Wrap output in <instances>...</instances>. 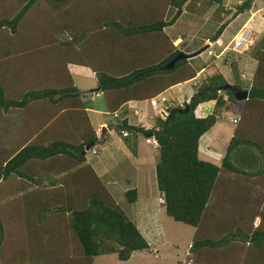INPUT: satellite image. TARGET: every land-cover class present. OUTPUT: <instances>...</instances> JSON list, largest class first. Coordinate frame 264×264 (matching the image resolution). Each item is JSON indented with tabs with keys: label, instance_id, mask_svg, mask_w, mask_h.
Masks as SVG:
<instances>
[{
	"label": "trees",
	"instance_id": "trees-1",
	"mask_svg": "<svg viewBox=\"0 0 264 264\" xmlns=\"http://www.w3.org/2000/svg\"><path fill=\"white\" fill-rule=\"evenodd\" d=\"M139 1L0 0V121L4 114L24 112L33 104L44 111L34 128L37 135L43 136L47 121L61 115L75 120L71 141L62 138L65 135L35 140L9 156L0 147V182L11 174L31 173L38 184V191L28 197L8 195L1 191L6 183L0 184V258L7 260L0 264H93L97 256L109 253L126 261L135 252L151 250L136 222L121 209L82 153L103 141L91 125L84 98L90 102L103 98L113 114L129 101L158 98L197 76L189 59L194 53L179 50L164 31L179 18L187 0H147L146 5ZM208 1L221 7L226 0ZM232 1L239 2L234 18L251 10L255 0ZM229 21L220 25L210 43ZM154 33L164 39L157 37L162 43L158 61L149 62L152 53L143 51L149 61L133 64L139 47L147 48L146 35ZM257 58L249 88L216 72L202 77L192 87L197 88L195 93L181 103L168 98L169 112L187 105L190 109L174 114L166 127L164 118L148 129L131 126L127 120L118 124L130 132L154 135L158 141L156 184L165 213L195 228L185 264H224L230 257L233 264H264V192L256 185L264 180V37ZM225 59L222 56L221 61ZM71 64L95 74L97 84L89 97L76 87ZM237 91H247L248 97L240 99ZM243 100L254 102L249 128L242 124V110L220 164L201 158V137L217 123L221 108L239 106ZM209 101H215L213 111L197 116V107ZM240 179L250 187L238 186ZM125 195L131 204L138 200L137 188L126 190ZM216 202H227L226 208L236 204L238 217L231 220L214 211ZM14 237L19 247L9 245ZM241 244L247 245L245 252ZM42 245L50 254L36 257L35 250ZM7 248L17 250L19 257L8 258Z\"/></svg>",
	"mask_w": 264,
	"mask_h": 264
},
{
	"label": "crops",
	"instance_id": "crops-1",
	"mask_svg": "<svg viewBox=\"0 0 264 264\" xmlns=\"http://www.w3.org/2000/svg\"><path fill=\"white\" fill-rule=\"evenodd\" d=\"M139 2L142 5H146L148 3L147 0H140ZM154 2L157 3L156 0H154ZM202 3H203L202 0H198L196 3H194L193 0H187L184 6V10L179 16V18L172 25L166 26L164 28V31L166 32V34L169 36L171 41L174 43V45L179 50L186 52L185 49H187L186 53H191V54L194 53V55L189 58L190 62L193 60L194 57L202 54L211 45L215 46L216 49L219 50V52H217L215 49L213 50L208 49V55L214 57L215 59L214 60L211 59L208 62L209 64L207 65V67L206 65L205 67L201 66V68L197 70V75L200 72L202 73L203 78H206L212 75L213 70H215L216 72H222L229 79L230 82L235 83L236 85L238 84L242 88H249L253 81L254 71L258 64L257 53H258L259 45L261 43L262 38L264 37V0H255L253 2L252 9H251L252 11L251 17L245 19L242 22V25L239 27V29L235 33H233L230 40L226 44L224 43V34L226 32V28L228 27V25L223 31V33L220 35V37L213 43H210V38H203L202 40L201 39L199 40L195 33L188 34L190 30L192 31V28L190 27L192 24V21H190V23L188 24V27H190L191 29H188V28L184 29L182 28L183 26L178 25V23L182 20V18H185L186 15L190 13V11H187V10L191 4H192L191 11H195L197 9L196 7H200ZM258 3L260 4L258 5ZM205 5H206V2H205ZM214 6L218 8V5L215 3H211L210 6L208 7L209 14H214L213 12L216 9L214 8ZM225 10L227 9L225 8ZM239 14L243 15L245 14V12L239 13ZM238 15H236L234 18H236ZM208 17L209 15L207 16V18ZM196 28H200V27H196ZM244 29H248L250 32L249 41L247 45L242 49V51L238 52L237 55H235L234 52H230V55L232 58L231 61L233 63V66L236 67V69L234 70L239 73L240 80H242V83L239 84L237 81L238 76L237 74H234L233 69L231 68L232 63L228 64V62L221 61L222 55L220 56V58H216L215 55H213L211 52H215L216 54H219L224 49V47L226 46L230 47V43L232 41H235L236 37ZM157 35L158 34L156 33H154L153 35L151 34L146 35L148 44L149 43L151 44L153 42V40L151 39H155V38L157 39ZM194 39H197L199 42H201L203 47H201L200 49L199 47H196L195 49L189 48L186 40H190V42H192ZM182 45L184 46L185 49L182 48ZM157 50H158L157 46L155 47L153 46L150 48L148 46L147 50L143 49V51H146L145 53L147 52L152 53V56H153L152 59L154 61L156 60L155 62L158 61L157 59L158 51ZM106 55L108 57L109 52H107ZM216 60H218L217 63H216ZM71 66H79V65H72V64L69 65V70L72 74ZM84 68H87V67H84ZM206 71L207 72L209 71V72L207 73ZM196 78H198V76H196ZM73 79L76 85L74 76H73ZM187 83H190V82H184L182 84L173 86L172 89L167 92L169 93V94H166L167 97L169 98L171 96L172 99L174 100L185 98V96L191 97L195 93L197 88L185 87ZM76 87L79 90H81L77 85ZM185 89H188V90H185ZM101 100L102 102H100V100L99 101L96 100L95 102L94 101L90 102L88 101L87 98H84L86 108L88 111V116H89L92 126H93V119L90 115V112L97 113V114H103L105 116H111V117L106 118L103 122L100 123V128H101L100 131H97L93 126V128L97 131V136L102 137L103 141L95 145L91 150H88L84 154L87 157L86 163L90 164L93 167V169L98 174V176L101 178V180L107 185L110 192H116L114 190H117L119 188V187H115L113 188V190H111L109 188L110 179L113 180L114 182H117L118 180H123L129 183V184L126 183V186L129 185V187H127L124 191L130 188H137L138 200L135 203L137 204V206L140 205V208H142L143 205H145V208H146L148 205H151V203L154 204V201L155 203L159 204V202L161 201L160 194H158L157 199L155 198V195L152 194L151 196L153 197L152 198L153 200L150 199L151 203L147 204V201H149V196H147L148 198L147 197L142 198V191L140 189V184H141L140 182L145 181L147 182L148 189H150L152 192H155V188L156 190H158L157 184H156V171H155L157 159L155 158L153 154L157 151V149L153 147L152 143H148L146 141L147 138L149 137L152 138L151 137L152 135L145 134L144 132L141 133L137 131H131V132L129 131V135L122 136L121 131L118 129H115V127L118 126L117 124L121 123L124 120H127V123L131 126H138L144 129H148L153 126H156L157 119L161 118L158 115V108L156 106H153L149 99L143 100V101L132 100V101H129L127 105H123L116 111L118 116L115 118L114 116H112V113H110V111L107 109V106L105 105L103 98ZM209 103H211V107L207 109L202 108L201 107L202 104H200L196 109V115L199 117H203L209 114L210 112H212L214 109L213 105L215 104V101H209ZM98 105L100 107H97ZM150 109L151 111L154 112V119H150L152 118L151 116H149ZM12 113H14V117L9 116ZM43 113L44 111L41 110L39 107L32 106L31 108L24 110V112H23V109H17V110H14V112L12 111L9 114L3 115V119L0 123V131L2 134V137L0 140V147H2L3 149L7 151L8 156L12 154V152H16V150H18L19 148H23L26 144H30L31 142H34L35 140L39 142L46 141V140L50 141L61 135H65L62 138H67L68 140L71 141L72 139L71 137L73 136L74 129H75V127L73 126V123L75 122V120L73 119L70 120L67 117L68 114H66L67 116L61 115L60 118H58V120L53 119V121H47L48 123L45 125L46 132L43 136L35 134L34 132L36 129L34 130V128L40 125L38 124L37 121H38V118L41 119L44 116ZM35 115L37 119H35V117L34 119H31V116H35ZM41 124L44 126V122H42ZM122 128L124 127L122 126ZM15 129H17L18 131H15ZM132 133H135L134 138H129ZM206 135L207 134L205 133L203 136H206ZM143 138L145 142H143ZM210 143H211V138L208 137L205 144L209 145ZM135 145L137 146V148L133 147ZM206 150L208 152H205V156L210 155L214 159H218V160L220 159L218 158V155L215 151L213 150L210 151L208 147L206 148ZM200 153L202 152L200 151ZM90 154L94 155V157L91 159L89 158ZM56 159L57 158H54V161ZM54 161L52 163H55ZM58 166L59 165L57 164L54 165L53 170H55ZM33 177H36V175H33L31 173H25L24 177L11 174L10 177L7 179L9 182L7 180H6L7 182L5 180L0 182V184L6 183L1 188V191L5 189L6 194L12 195L14 197H18V196L22 197L25 195H27L28 197L31 193H35V191H38L36 190V188H38V184L36 183L37 177H36V181H35V178ZM115 184L116 183H114L113 185ZM149 185L151 186L156 185V187L152 188V187H149ZM27 187H29L28 190L21 191L22 188H27ZM39 193L41 192H38V194ZM155 211L159 212V208H157ZM155 211H153L151 214H147V212H144L143 219H141L140 217L138 218V213H137L136 219L132 217V220L136 222L139 230L142 232V234L145 236L147 241L153 247L159 246L165 242V236L163 235V228H162V220H161V217H159L160 219L156 218L158 215H156ZM153 214L156 215L155 218H152ZM255 221H258L259 223V218H256L254 220V223ZM257 224H255V226ZM17 238L16 237L11 238L9 245L11 246L14 245V246L19 247V242ZM191 243H189L187 246L188 250H189ZM157 252L158 250L157 251L154 250L155 255L153 256V258H150L152 261V264L157 263V254H156ZM27 254L29 253H26L25 257L28 256ZM186 254L188 255V253ZM13 255H15V257H19L18 251L7 248V257L11 258ZM149 255L150 254L146 252H135L132 254V256L128 260L122 261V262L124 264H139L138 262L139 259H141L142 257L146 258ZM0 261L2 262V261H7V260H4L2 257L0 258ZM7 264H10V263H7Z\"/></svg>",
	"mask_w": 264,
	"mask_h": 264
},
{
	"label": "rangeland",
	"instance_id": "rangeland-1",
	"mask_svg": "<svg viewBox=\"0 0 264 264\" xmlns=\"http://www.w3.org/2000/svg\"><path fill=\"white\" fill-rule=\"evenodd\" d=\"M197 1L198 0H193L194 3H196ZM202 1H203L202 5L200 7H196L197 9L195 11H191V5H192L191 4L187 10V11H190V13H188L185 18H182V20L178 23V25L183 26L182 28H184V29H186V28L191 29L192 28V31L190 30V32L188 34L195 33L199 40L200 39L202 40L203 38H211L216 33L217 29L220 27V25L223 22L230 20L228 27L226 28V32L224 34V43L226 44L230 40L233 33H235L239 29V27L242 25V22L245 19L250 18L252 15V11L250 10L251 12L250 11L245 12V14H243V15L239 14L236 18L233 19V15L236 12V6H237V4H239V2L232 1V0H226L224 6H221L220 8L218 7L219 9L216 6H214V8H216L213 12L214 14H209L208 7L210 6L211 3L208 0H202ZM205 2H206L207 7L205 5ZM259 4L260 3H258V5ZM226 7L228 8L227 10H225ZM208 15H209V17L207 18ZM170 17L171 16L168 15L167 19H169ZM190 21H192V24L190 26L191 28L188 27V24L190 23ZM193 21H195V22H193ZM196 27H200V28H196ZM148 35H150V34H148ZM157 37L162 39V42L164 41L163 37H160V36H157ZM151 40H153V42L151 44L149 43V48L153 47V46L154 47L157 46V49H158V47L160 45H162L161 41H159L156 38L151 39ZM190 40H186L189 48L195 49L196 47H199V49H200L201 47H203L202 43L199 42L197 39H194L192 42H190ZM141 41L143 42L144 39L142 38ZM147 43L146 44L144 43V45L147 46L146 50L148 49ZM144 45H142V46H144ZM233 46H234V41H232L230 43V48ZM139 48H140L138 50L139 57L135 58V60H137V62H132V63L133 64L137 63V64L143 65L144 63L149 61L150 58H148L147 55L143 53V50L141 49V47H139ZM182 48H184L183 45H182ZM208 49L209 50L215 49L217 52H219V50H217L215 46L211 45L202 54L194 57L193 60L191 61V64L196 68V70H199L201 68V66L205 67V65H206V67H207V65L209 64L208 62L211 59H213V60L215 59L214 57L208 55ZM185 51L187 52V49H185ZM234 54L237 55L238 53H234ZM119 55L122 56V54H119ZM135 60H133V61H135ZM149 62H154V60L153 61L150 60ZM217 62H218V60H216V63ZM229 63H232V61L228 62V64ZM231 65H232L231 68L233 69L234 74H237V76H238L237 77L238 83L239 84L242 83V80H240L239 73L234 70V69H236V67L233 66V63ZM71 70H72V74L75 78L76 85L81 89L82 92H84L86 97H89L90 96L89 93L92 92V89H94L96 87V84H97V80H96L95 75L90 71V69H87V68H84L81 66H71ZM214 72H216V71L213 70V73ZM185 87L191 88V87H193V83L192 82L187 83L185 85ZM176 90H178V89H176ZM185 90H188V89H185ZM165 94H169V93H165ZM226 97L227 96L225 95L224 98H226ZM101 99H102L101 97H97L94 100V102L96 100H98V101L100 100V102H102ZM253 104H254V102H248L247 103V101H244L239 106L227 105V107L224 106L223 108H221V110L223 112L221 113L219 120L209 130V132L206 133L208 136L206 135V136H203L201 138V141H200V149H201L200 151L202 152V153H200L201 158H204V159H207L209 161L220 164L221 158L225 154L226 147H227L231 137L234 135V132L237 128L236 124L230 122V117L240 116V119H241V117H242L241 111L244 108L245 116H244V119L242 121V124L244 126L248 127V125H247L248 122H250L253 118L251 116V114H249V110H251V108L253 107ZM249 105H251V106L249 107ZM32 106H36V104L35 105L33 104L30 107H32ZM97 107H100V106L98 105ZM201 107L204 109H207V108L211 107V103H209V102L202 103ZM90 115L93 119V126L97 131H100V129H101L100 123L103 122L106 118L111 117V116H105L103 114H97V113H92V112H90ZM9 116L14 117V113L10 114ZM112 116H113V114H112ZM149 116L152 117L150 119H154V112L151 111V109L149 111ZM11 117H9V118H11ZM255 118L258 119L259 116H256ZM0 123H1V121H0ZM116 129L121 131L122 136H125L127 134V132H129L127 129L120 127V125H118ZM15 131H18V130L15 129ZM241 131L244 132V130H241ZM115 132H116V130H115ZM128 135H129V133H128ZM134 135H135V133H132L129 138H134ZM1 137H2V134L0 131V140H1ZM208 137L211 138V143L209 145L205 144ZM145 139H146V137H145ZM146 141L148 143H150V138H147ZM143 142H145L144 138H143ZM133 147L137 148L136 145ZM207 147H208V149H210V151L211 150L215 151L218 155V158H220V159L219 160L214 159L213 157H211L208 154H207L208 156H205V152H208L206 150ZM153 154H154L155 158L158 160V150ZM93 157H94V155H92V154L89 155L90 159ZM232 177H233V175H232ZM114 183H116V184L113 185ZM126 183H128V182H125L123 180H118L117 182H114L113 180L110 179L109 188L111 190H113V188H115V187H119L117 190H114L116 192H111V194L114 195L113 197L116 199L118 205L131 219H132V217L136 219L137 213H138V218L140 217L141 219H143L144 218V212H147V214H151L153 211H155L157 208H159V212L155 211L156 215H158L156 218L160 219L159 217H161L163 235L165 236V242L159 246H155V247L152 246L151 250L146 252V253H149L150 255L146 258L142 257L141 259H139L138 260L139 264H152V261L150 258H153V256L155 255L154 250L155 251L158 250V252L156 253L157 254V263L156 264H185L186 259L188 257V255L186 254V253H188L187 246L193 240L195 228L192 225H189V224H186L183 222H179V221H175L173 218L169 217L165 213V210L163 208L161 201L159 202V204L155 203V201H154V204L151 203L150 199L153 198L151 195L154 194L155 198L157 199L158 194H160V192L158 190H156V188H155L156 185L155 186L149 185V187L155 188V192H152L150 189H148L147 182H145V181L140 182L141 183L140 189L142 191V198L149 196V201H147V204L151 203V205H148V206L146 205L147 206L146 208H145V205H143V207L140 208V205L137 206V204H131L127 200V197H126L125 191H124L127 187H129V185L126 186ZM256 185H257V189L258 188L263 189L261 191L264 192V188H263L264 180L258 181ZM238 186L247 188V187H250V183H247L244 180L240 179V182H238ZM161 199H162V196H161ZM226 201L228 202V199ZM227 202H225L223 205H217V202H216L215 203L216 208L214 209V211H218L220 213V215L224 214V216L227 217V219L232 218L231 220H233V218L238 217L239 214L236 211H238L239 209L237 208L236 204L234 205L232 203H230L232 208H230L228 206L226 208ZM250 205L251 204H249V206H247V208H250ZM261 210H264V208H261ZM234 212H235V214H234ZM156 215L153 214L152 218H155ZM208 221H210V220H208ZM257 223H258V221H255L254 225ZM143 226H144V224H143ZM215 227L218 228V226H215ZM212 231H214V230H212ZM45 239H47V238H45ZM46 241L47 240H44L43 243L44 244L47 243ZM246 246L247 245H242V244L239 245V247L241 248V251H244V252L247 250V249H245ZM47 252H48V254H50V251L44 250L43 245H42V248L40 246H38V248L35 250V254H36L35 256L36 257H44L47 254ZM194 256L195 255H189V258H191V257L194 258ZM223 257H224V255L221 256V259H223ZM234 263H235V261H234ZM93 264H124V263L118 259L116 254L109 253V254H102V255L97 256L95 258V261ZM224 264H233L231 257L228 261L224 262Z\"/></svg>",
	"mask_w": 264,
	"mask_h": 264
},
{
	"label": "built area",
	"instance_id": "built-area-1",
	"mask_svg": "<svg viewBox=\"0 0 264 264\" xmlns=\"http://www.w3.org/2000/svg\"><path fill=\"white\" fill-rule=\"evenodd\" d=\"M249 36H250V32L248 29H244L240 35H238L236 37V40L234 41V46L233 47H224V49L221 51V53L216 54L215 52H211L213 55H215L217 58H220V56L222 55L223 57H227L228 62H231V55L230 52H240L242 51V49L247 45L248 41H249ZM202 77L198 75V78H196L193 81V85H197L198 82L200 81ZM94 96V95H93ZM180 101V103L182 102V100H178ZM151 104L153 106H156L159 108V113L161 115H166L169 108L171 107V103L168 102V97L166 95H161L158 98H153L151 99ZM173 104V103H172ZM174 105V104H173ZM240 120V117H230V122L237 124ZM126 134V133H125ZM127 135V134H126ZM150 142L153 144V146L155 148L159 147L158 141L156 139H151Z\"/></svg>",
	"mask_w": 264,
	"mask_h": 264
},
{
	"label": "water",
	"instance_id": "water-1",
	"mask_svg": "<svg viewBox=\"0 0 264 264\" xmlns=\"http://www.w3.org/2000/svg\"><path fill=\"white\" fill-rule=\"evenodd\" d=\"M175 63V61L171 62V64H167L166 67L167 68H170L173 64ZM237 96L240 98V99H246L248 97V92L245 91V92H242V91H237ZM190 109V105H187L186 107L184 108H174L173 110H171L169 113H168V116L166 117L165 119V127L167 126V123L168 121L173 117L174 114L176 113H186L188 112ZM90 147L87 146L86 150H84L83 152V155L87 152V150L89 149Z\"/></svg>",
	"mask_w": 264,
	"mask_h": 264
},
{
	"label": "clouds",
	"instance_id": "clouds-1",
	"mask_svg": "<svg viewBox=\"0 0 264 264\" xmlns=\"http://www.w3.org/2000/svg\"><path fill=\"white\" fill-rule=\"evenodd\" d=\"M226 9H228V8L226 7ZM236 53H238V52H236ZM215 57H216V56H215ZM216 58H217V57H216ZM198 75L201 76L202 73L199 72ZM201 77H203V75H202ZM194 80H195V79H194ZM194 80H193V81H194ZM193 81H192V83H193ZM163 95H166V94L164 93ZM166 96H167V95H166ZM176 100L178 101V100H180V99H176ZM181 100H182V99H181ZM150 102H151V100H150ZM157 108H158V107H157ZM168 113H169V110H168L167 114L163 116V115H161V114L159 113V108H158V115H159L161 118L166 119V117L168 116ZM113 116L116 118V117L118 116V114L115 112V113H113ZM239 117H240V116H239ZM239 121H240V120H239ZM236 125H237V124H236ZM116 128H117V127H115V129H116ZM127 135H128V132H127ZM127 135H125V136H127ZM151 137H152V138L149 137L150 140L153 139V138L156 139V137H155L154 135H152ZM156 140H157V139H156ZM150 143H151V142H150ZM152 145H153V144H152ZM153 147H154V146H153ZM154 148H155V147H154ZM155 149L158 150V148H155ZM88 150H89V149H88ZM88 150H87V151H88Z\"/></svg>",
	"mask_w": 264,
	"mask_h": 264
}]
</instances>
